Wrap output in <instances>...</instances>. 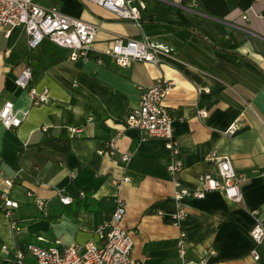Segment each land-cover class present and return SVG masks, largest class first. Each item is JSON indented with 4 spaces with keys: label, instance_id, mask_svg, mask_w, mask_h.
I'll return each mask as SVG.
<instances>
[{
    "label": "crops",
    "instance_id": "crops-1",
    "mask_svg": "<svg viewBox=\"0 0 264 264\" xmlns=\"http://www.w3.org/2000/svg\"><path fill=\"white\" fill-rule=\"evenodd\" d=\"M144 1L139 28L91 1L38 0L98 25L85 58L70 59L69 49L48 39L28 49L21 26L6 35L0 30V104L10 99L27 110L18 127L0 126V189L6 188L4 179L12 180L7 189L18 202L13 215L21 226L13 234L0 198L3 260L15 261V249L28 242L47 246L59 239L62 247L98 241L95 229L110 218L119 199L125 207L121 224L133 240L130 258L141 264L180 262L165 140L142 137L139 129L124 125L141 88L167 79L171 85L164 104L182 160L181 185L192 187L200 173L214 171L206 158L211 150L227 155L245 175L239 202L220 190L186 199L184 259L264 264L263 257L250 254L255 244L249 235L250 210L256 208L264 218V0ZM141 33L170 45L172 54L158 64L132 60L121 66L102 52L117 34ZM26 65L30 84L48 88L46 102L32 104L27 89L15 83ZM234 120L240 125L229 134L226 128ZM71 125L80 128L73 136ZM112 136L116 152L97 153ZM122 153L128 154L127 163ZM122 175L129 179L115 185L112 178ZM57 191L73 200L62 204ZM35 197L46 201V215L35 206ZM259 251L264 253V238ZM25 259L34 261L28 253Z\"/></svg>",
    "mask_w": 264,
    "mask_h": 264
},
{
    "label": "built area",
    "instance_id": "built-area-1",
    "mask_svg": "<svg viewBox=\"0 0 264 264\" xmlns=\"http://www.w3.org/2000/svg\"><path fill=\"white\" fill-rule=\"evenodd\" d=\"M111 11L116 17L130 20L133 25L141 27V11L145 8L144 0H87ZM14 26H21L26 35L28 49L37 46L43 39H48L59 47L69 49V57L72 60L78 57L85 58L91 49V43L95 38L98 25L60 11L55 5H45L38 0H0V30L6 35ZM173 48L165 43L154 41L146 33L139 37L117 34L113 37L109 47L102 50L110 55L121 66H127L132 60H141L158 64L164 57L172 54ZM31 68L26 65L15 77V83L27 89L32 104H39L48 100V88H36L30 84ZM171 85L167 79H158L152 84L141 88L138 101L130 107L124 119V125L134 127L142 132V137H161L165 140V147L169 151L167 170L171 176L173 191L172 198L175 210L171 214L173 224L178 227L175 240V250L180 259L178 264H205V259L198 261H186L184 259L187 246L186 232L183 228V220L188 214L186 199L188 197H203L207 192L220 190L228 199L239 202L242 200L240 189L241 181L245 175L237 172L227 155H221L215 150L207 154V160L214 164V171H205L198 175L196 184L192 187L182 186L177 173L182 167V160L178 156L177 142L173 134V118L164 104V97ZM27 110H19L10 99L0 104V126L4 128H16L26 115ZM198 114L203 116V110ZM238 120L232 121L226 128V132L232 134L239 127ZM80 128L69 126L70 136L77 134ZM116 152L115 136L106 139L103 146L97 150L99 154L113 155ZM121 160L127 163V153L120 155ZM127 175L113 177L112 181L119 186L127 181ZM6 188L0 189L2 209L9 217L10 228L13 234L21 230V226L14 218L13 210L18 202L8 194V187L12 180H3ZM32 195L31 191H26ZM83 194L82 191L79 192ZM56 196L62 204H68L73 197L57 191ZM34 204L43 214H47L46 201L35 197ZM125 212L124 204L117 199L116 204L108 220L98 225L95 229L98 241L87 239L81 243L67 246H59L56 239L54 244L41 246L28 242L24 248L15 249V261L22 264L28 253L34 259L32 264H141L130 258L133 240L130 233L121 224ZM253 221L249 228V235L254 242L250 254L253 259L264 258V253L259 251V245L264 238V218L256 208L250 210ZM5 254L7 249L2 245ZM0 256V261L3 260Z\"/></svg>",
    "mask_w": 264,
    "mask_h": 264
},
{
    "label": "trees",
    "instance_id": "trees-1",
    "mask_svg": "<svg viewBox=\"0 0 264 264\" xmlns=\"http://www.w3.org/2000/svg\"><path fill=\"white\" fill-rule=\"evenodd\" d=\"M187 29L191 30L193 33H195V31H193L191 28H189L188 26H186ZM196 34V33H195ZM28 262L33 263L34 261H32V259H25L23 261L22 264H29ZM0 264H18L16 261H8V260H3L0 261Z\"/></svg>",
    "mask_w": 264,
    "mask_h": 264
}]
</instances>
